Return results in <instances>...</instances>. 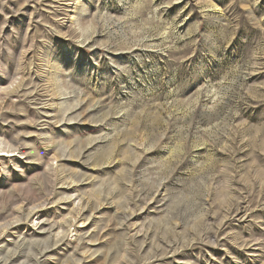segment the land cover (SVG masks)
I'll return each instance as SVG.
<instances>
[{"label":"rangeland","instance_id":"rangeland-1","mask_svg":"<svg viewBox=\"0 0 264 264\" xmlns=\"http://www.w3.org/2000/svg\"><path fill=\"white\" fill-rule=\"evenodd\" d=\"M0 264H264V0H0Z\"/></svg>","mask_w":264,"mask_h":264},{"label":"bare ground","instance_id":"bare-ground-1","mask_svg":"<svg viewBox=\"0 0 264 264\" xmlns=\"http://www.w3.org/2000/svg\"><path fill=\"white\" fill-rule=\"evenodd\" d=\"M83 215H84V214H83ZM86 216H88V215L86 214ZM4 227H6V226H4ZM14 246H15V245H14ZM5 262H6V261H5ZM5 262H4V263H5Z\"/></svg>","mask_w":264,"mask_h":264}]
</instances>
